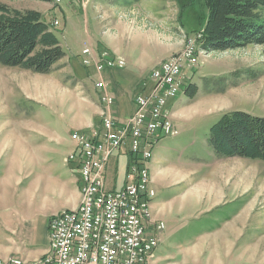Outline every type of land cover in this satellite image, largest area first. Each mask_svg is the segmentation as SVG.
I'll use <instances>...</instances> for the list:
<instances>
[{
  "label": "rangeland",
  "instance_id": "374dc122",
  "mask_svg": "<svg viewBox=\"0 0 264 264\" xmlns=\"http://www.w3.org/2000/svg\"><path fill=\"white\" fill-rule=\"evenodd\" d=\"M0 5L39 13L68 58L57 61L48 74L0 64V192L6 198L24 191L18 179L34 159L68 155V138L60 148L56 139L59 131L67 134L68 122L81 125L94 114L84 97L99 102L93 90L97 75L81 64L84 48L123 60L122 68L102 73L103 78L132 73L135 77L128 79L135 84L139 77L150 81L155 66L184 52L191 41L195 67L186 72L171 100L177 104L173 110L180 112L176 126L167 113L179 133L173 139L196 132L190 141H196L201 161L179 165L181 177L176 181L155 178L153 186L150 177L157 200L187 192L174 200L169 216L154 215L150 207L153 222L164 224L155 264H264V162L217 157L213 151L205 161L211 149L208 131L223 115L241 111L264 117V45L221 52L203 49V0H0ZM101 117L100 111V122ZM76 131L81 132L71 133ZM70 139L73 144L71 134ZM168 164L175 166L176 159ZM173 173L169 169L166 175ZM176 182L181 187H166ZM67 211L53 214L49 222Z\"/></svg>",
  "mask_w": 264,
  "mask_h": 264
},
{
  "label": "built area",
  "instance_id": "2783aa9c",
  "mask_svg": "<svg viewBox=\"0 0 264 264\" xmlns=\"http://www.w3.org/2000/svg\"><path fill=\"white\" fill-rule=\"evenodd\" d=\"M193 47L189 41L181 55L151 70L148 91L136 95L135 110L123 123L112 115L114 98L103 78L106 71L122 68L123 60L110 59L105 52L97 54L92 48L82 50L81 64L93 68L97 75L94 86L106 107L99 127L89 133H71L77 153L70 154L67 162H78L82 202L75 210L51 219L43 257L29 262L9 258L0 264H150L164 224L147 216L146 201H151L153 189L146 180L143 161L155 142L179 135L166 106L175 99L173 91L181 88L186 72L195 67ZM126 144L132 156L128 182L108 190L105 165Z\"/></svg>",
  "mask_w": 264,
  "mask_h": 264
},
{
  "label": "crops",
  "instance_id": "0c3cea01",
  "mask_svg": "<svg viewBox=\"0 0 264 264\" xmlns=\"http://www.w3.org/2000/svg\"><path fill=\"white\" fill-rule=\"evenodd\" d=\"M64 59L67 62L68 58L66 56H64ZM131 76L135 77L132 73L116 75L112 79H110V76L106 79L104 77L115 100L114 105L111 107L112 115L121 123L133 114L136 95L148 91L151 85L150 81L141 77L135 84H132L128 79ZM93 90L99 102H94L87 94L84 99L87 98L85 101L94 109V114L89 115L81 125L68 122L67 134L65 131H59L56 136L60 143L59 148L61 144L66 143L68 138V155L73 152L77 153V147L74 143L72 144L70 139L73 130L80 129L82 132L89 133L92 130L91 128H97L100 125L99 112L106 107L100 102L99 91ZM172 101L168 102L167 106L170 107L167 108L166 106V110L175 119V121L173 120L175 125L179 120L176 116L180 112L173 110L177 104L176 101ZM194 136H196V132L190 131L185 138L173 139L174 137H166L154 144L152 148L153 156L148 162L149 175L152 182H154L153 186L156 185L155 178L179 180L178 178L181 177L178 172L181 168L179 165L185 164L186 161H190L189 164L191 165L194 162L201 161L197 154L196 141H190V138ZM68 155L34 159L30 163L31 168L26 171L24 178L18 179V185L24 186V191L15 198L10 197V199L0 192V261L17 258L29 262L41 258L48 247V223L51 216L60 211L74 210L78 207L80 201V170L77 161L67 162L69 161ZM212 157L213 152L208 148L205 161ZM173 158L176 159V164L171 167L169 164L167 165V162ZM185 158L188 160H185ZM131 162L132 156L126 144L110 158L107 164L105 172L106 189H120L128 182L126 175ZM168 167L174 169L176 173L166 175L167 170H169ZM190 177L193 178L192 175ZM0 180L2 179L0 178ZM2 184L3 182L0 181V187ZM180 185L176 182L166 185V187H171L174 190L179 188ZM184 191L185 189L179 190L177 193L173 192L175 195H170L168 199L161 198L159 200H157V194H155L150 203L153 214L171 215L170 213H173V210L170 208L174 207V200L182 199L184 193H187ZM222 205L215 206V209ZM154 256L155 254H153L150 264L156 263Z\"/></svg>",
  "mask_w": 264,
  "mask_h": 264
},
{
  "label": "trees",
  "instance_id": "16d2710c",
  "mask_svg": "<svg viewBox=\"0 0 264 264\" xmlns=\"http://www.w3.org/2000/svg\"><path fill=\"white\" fill-rule=\"evenodd\" d=\"M203 2L207 8L203 49L221 52L264 45V0ZM64 56L57 37L39 13L0 5L2 66L48 74ZM207 143L217 157L264 162V117L241 111L226 113L209 129Z\"/></svg>",
  "mask_w": 264,
  "mask_h": 264
},
{
  "label": "bare ground",
  "instance_id": "6f19581e",
  "mask_svg": "<svg viewBox=\"0 0 264 264\" xmlns=\"http://www.w3.org/2000/svg\"><path fill=\"white\" fill-rule=\"evenodd\" d=\"M181 54L182 53L180 52V53H177L175 55H172V57H175L176 55H181ZM193 54H194V49H193ZM110 59H113V58H110ZM177 91H179V90H177ZM177 91H173V96L176 94ZM156 143L157 142H155V144ZM151 149H152V147H150V150L147 151V154L144 156V161H143V169H144V174H146V180H147V182H151L150 175L148 174L149 170H148V168L146 166V161H148L151 158V156H152ZM80 192L82 193V187H80ZM154 196H155V194H154V191H153L152 192V195H151V199ZM150 203H151V201H146L147 216H149L151 218ZM155 248H156V246H154V248H153V254H154Z\"/></svg>",
  "mask_w": 264,
  "mask_h": 264
}]
</instances>
